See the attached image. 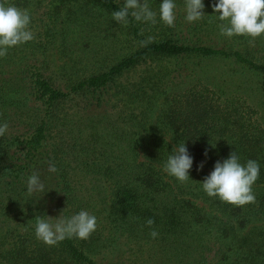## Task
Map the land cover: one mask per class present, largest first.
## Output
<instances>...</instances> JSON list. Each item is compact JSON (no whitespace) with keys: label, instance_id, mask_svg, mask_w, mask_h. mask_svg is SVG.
<instances>
[{"label":"trees","instance_id":"1","mask_svg":"<svg viewBox=\"0 0 264 264\" xmlns=\"http://www.w3.org/2000/svg\"><path fill=\"white\" fill-rule=\"evenodd\" d=\"M42 1L46 2L43 8ZM81 1L110 13L120 10L125 2L8 0L29 10L35 39L10 48L7 56L0 58V124L9 125L6 134L0 137V211L17 212L19 203L32 201L27 193V178L33 171L39 173L54 164L57 172H50L51 178L42 181L43 192L54 191L60 204L72 205L71 211L81 206L79 193L102 189L101 184L111 180L107 221L138 244L148 232L170 233L166 229L176 231V227L182 229L187 222L198 220L219 225V238L231 247L240 264H264V117L243 96L226 95L223 89H213L202 82L179 93L162 86L168 74L167 65H162L164 61H176L178 65L177 60L182 57H232L260 76H264V63L253 59L251 51L185 42L177 36L175 27L167 26L159 39L147 42L151 22L136 21L129 15L126 34L137 45L134 51L107 69L70 80L63 86L56 85L46 76L39 55L46 53L48 43L56 37L65 5ZM217 2L203 0L205 24H212L217 18L218 13L213 10ZM147 3L151 10L157 11L162 0ZM44 9L48 10L41 13ZM63 18L76 23L78 16L71 19V14H65ZM196 28L192 25L191 31ZM141 64L148 65L145 76L136 82L123 79ZM111 91L117 98V106L133 105L126 113L118 111L117 123L121 125L116 123L112 127L114 133H110H116L115 141L108 142L109 133L94 126L87 137L81 131L65 146L72 158L80 153L94 156L79 165L100 177L86 178L88 185L82 190L80 179L70 173L64 150L58 145L53 147L51 130L74 99L80 97L79 106L83 109L101 106ZM181 143H185L193 157L190 180L186 183L163 170L168 156ZM111 146L116 149L108 152ZM231 152L239 156L242 164L251 159L260 166L259 179L253 186L256 197L253 204L235 206L203 191L201 182L214 170L215 163L223 162ZM111 153L110 160H100L101 155ZM201 163L203 168L198 170ZM108 173L113 175L107 176ZM43 192L38 194L41 196ZM33 202L31 207L39 206ZM201 203L212 211L202 215L201 211L206 209ZM215 210L217 215L213 213ZM36 217H26L31 220L27 225L33 224L31 229L0 253V264H99L92 255L93 242L88 239L66 238L56 246L37 239ZM149 218L155 221L152 227L146 225ZM92 235L90 240L94 239Z\"/></svg>","mask_w":264,"mask_h":264},{"label":"rangeland","instance_id":"2","mask_svg":"<svg viewBox=\"0 0 264 264\" xmlns=\"http://www.w3.org/2000/svg\"><path fill=\"white\" fill-rule=\"evenodd\" d=\"M44 2L40 3L42 8L46 3ZM86 3V1H81L65 5L66 8L59 19L61 24L58 26L56 37L48 43L46 53L39 55L40 61L43 60L42 67L46 76L51 78L56 85L63 86L70 80H77L107 69L120 58L134 51L137 46L131 37L127 36L126 26L112 19L109 11ZM175 3L177 10L174 30L177 36L185 42L194 41L196 44L216 48L251 51L253 59L264 63V35L256 38L255 46L249 43L250 37L247 36L228 38L220 34L218 25L224 22L218 19L219 14L212 24H205L204 18L189 23L185 19V0H175ZM45 10L48 9L42 10L41 13ZM158 11L159 9L155 12ZM65 14H71V19L77 15L76 23H71L70 20L64 21L63 15ZM158 14L156 23L149 24L150 33L148 36L155 39H159L168 30L167 25L160 20ZM192 25L197 26L196 31H191ZM168 62L162 63L168 67V74L162 81L164 88L179 93L185 88L202 82L213 89H223L226 95L243 96L264 117V76H260L247 66L244 67L236 63L232 57L192 56L178 59V65H176V61ZM147 67L148 65L141 64L125 75L123 79L131 80V82L139 81L147 74ZM176 67H179V71L176 70ZM105 97L101 106H91L87 109L79 106L80 97L74 99L66 105L65 113L55 122L51 130L53 147L58 145L64 150V158L68 163L70 173L77 180L80 179V185H83L82 190H85L88 185L86 178L96 179L100 175L87 172L84 167L79 165L82 160L89 161L94 158L93 155H81L80 153L74 158L67 155L65 150V146L68 145L67 141H70L74 135L81 131L87 137L96 126L104 128L109 133L108 142H114L116 133L114 135H110V133H114L112 127L119 119L118 111L124 110L126 113L133 107L132 103L117 106V98L113 95V91ZM120 120L124 122V120ZM119 125L121 123H117V126ZM125 125L129 126V124ZM116 146H111L113 148L108 152L115 150ZM100 158L102 162L110 160L112 153L101 155ZM39 174L41 181L51 178L48 168L41 170ZM112 175L113 173L107 174V176ZM111 185V180H108L101 184L102 189L99 188L90 193H79L78 201L81 206L79 209L75 208L71 211L69 209L72 205L60 204L54 191L50 194L43 192L41 196L36 193L32 197V201L19 203L17 212L2 209L0 211V253L10 248L22 233L31 229L33 224L27 225V222L31 220L26 217L43 216L47 219V216H50L55 220L59 215L71 217L81 210H85L97 218L98 227L92 233L93 235L91 234L94 239L90 240L89 238L88 240L90 243L91 241L94 243H91V251L99 264H240L230 250L231 247L226 243L223 244V240L219 238L217 228L220 230V227L216 223L209 224L194 220L187 222L188 224L182 229L176 227V231L175 229H166L173 233H168L165 230L161 233L157 232L158 235L155 238L148 232L144 234L141 244L136 243V240L115 230L107 221L109 217L107 206L110 205L112 198ZM33 201L39 206L35 204L34 207H31L34 204ZM201 204V206H205L203 209H206L201 211L202 215L212 211L204 203ZM217 212V210L213 211L215 215Z\"/></svg>","mask_w":264,"mask_h":264},{"label":"clouds","instance_id":"3","mask_svg":"<svg viewBox=\"0 0 264 264\" xmlns=\"http://www.w3.org/2000/svg\"><path fill=\"white\" fill-rule=\"evenodd\" d=\"M203 0H185V19L192 23L203 19ZM177 5L175 0H162L159 7L160 20L169 27L175 26ZM218 13V19L224 23L218 25L220 34L231 38L233 36L250 37L249 43L255 46V40L264 35V0H218L213 5ZM131 15L136 21L156 23L157 13L151 10L147 0H125L122 8L111 13L112 19L119 24L127 25ZM31 15L27 8H20L0 0V58L6 57L10 48L22 45L35 39V33L30 28ZM153 37H148L151 42ZM144 44L145 42H141ZM8 123L0 124V137L8 131ZM207 153H205L206 155ZM193 166V157L185 143L175 147L167 158L164 171L181 183L190 180L189 173ZM203 168V163L198 170ZM49 172H57L54 164H50ZM260 166L257 161L249 159L246 164L240 162L239 156L231 152L223 162L217 161L214 170L206 176L202 183L203 191L209 197H218L220 200L235 206H244L256 202L253 186L259 179ZM27 193L33 197L43 192L45 185L40 174L33 171L27 178ZM37 216L35 235L48 246H56L66 238L87 240L98 227L97 218L85 210L64 217ZM155 221L147 219L146 225L152 227ZM150 235L155 238L158 233L153 230Z\"/></svg>","mask_w":264,"mask_h":264}]
</instances>
